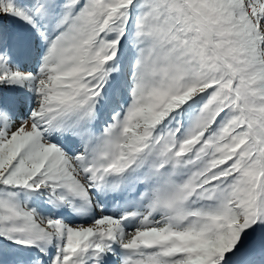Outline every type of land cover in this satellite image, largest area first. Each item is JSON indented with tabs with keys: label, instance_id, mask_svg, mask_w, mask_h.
I'll return each mask as SVG.
<instances>
[{
	"label": "snow or ice",
	"instance_id": "obj_1",
	"mask_svg": "<svg viewBox=\"0 0 264 264\" xmlns=\"http://www.w3.org/2000/svg\"><path fill=\"white\" fill-rule=\"evenodd\" d=\"M0 264H264V0H0Z\"/></svg>",
	"mask_w": 264,
	"mask_h": 264
}]
</instances>
